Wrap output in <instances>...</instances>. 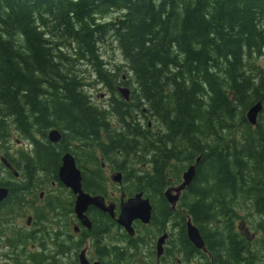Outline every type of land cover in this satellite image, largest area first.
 <instances>
[{
	"label": "trees",
	"instance_id": "trees-1",
	"mask_svg": "<svg viewBox=\"0 0 264 264\" xmlns=\"http://www.w3.org/2000/svg\"><path fill=\"white\" fill-rule=\"evenodd\" d=\"M109 36L135 87L131 98L114 95L107 108L91 101L75 63L87 62L107 81L99 43ZM258 101L252 125L245 114ZM50 128L61 133L56 144L47 139ZM13 132L35 146L27 168L56 178L60 155L70 151L89 192H104L102 164L110 163L128 195L150 199L149 231L135 239L90 207L92 226L83 230L93 239L116 228L131 249L149 239L153 257L165 229L166 253L175 260L263 264L264 0H0V147ZM3 151L13 164L14 155ZM198 157L193 179L171 206L164 190ZM9 184L0 171V186L9 188L0 226L14 233L23 206L18 185ZM187 219L204 250L187 238ZM134 227L138 233L146 226ZM101 249L103 264H135L118 245Z\"/></svg>",
	"mask_w": 264,
	"mask_h": 264
},
{
	"label": "flooded vegetation",
	"instance_id": "flooded-vegetation-1",
	"mask_svg": "<svg viewBox=\"0 0 264 264\" xmlns=\"http://www.w3.org/2000/svg\"><path fill=\"white\" fill-rule=\"evenodd\" d=\"M122 85L124 86H118V91L120 87H127L125 84ZM120 95L122 96L121 92L119 96ZM115 124L117 125V127L119 126L118 121ZM18 136L20 135L18 134ZM23 139L26 140V147L24 148V150L22 148L17 150L16 154L14 155L13 164L9 162L10 165L14 168L15 172L5 166L4 168L0 169V171L3 170L4 173L6 174V176L4 177L10 183L9 185H12L13 183L18 185L19 188L18 196L20 198L21 205L23 206L20 216L25 213V208H27L28 210L33 209L34 213L32 215L27 216L26 224L30 225L34 223L37 224L39 228H38V232L22 231L18 226H16L15 229L16 231L13 233L12 229L14 227L11 226V230L7 232L4 231V229L0 226V248L9 247L6 249L8 250L7 253L0 252V255L5 258V262H3L0 259V264H8L10 261L14 260V257H11V255H17V254L22 255V259H20L19 264H26V263L27 264H81L79 258L80 254H83L89 263L99 262L103 264V261L98 253H100L101 255V251H102L101 247L105 245L108 248L111 245L112 246L118 245L124 249L125 256L129 254L127 257H131L132 255L130 253H132L133 249H131V247L128 246L127 240L120 239L121 245L116 244L117 240H114L115 236L113 232L111 231L106 232L102 235L101 238H95V239H93L90 236V234H85L83 228L84 229L87 228L77 218L74 211L76 194H74L72 190L69 187H67L59 177V167L62 163V156L64 155V153L70 151H65L64 153H62V155H60L61 158H60V163L57 166L56 178H52V176L48 177L46 175V172L41 169L34 171L33 168L26 167L28 166V158L34 156L36 157V153H35L34 144L27 138H23ZM50 143L56 144L52 142ZM28 146H30V148H28ZM22 151H25V153H22ZM106 164L107 163H103L102 168ZM108 166L110 167V164H108ZM115 172L116 170L113 169L110 175V179L112 173L114 174ZM32 173L33 174L37 173V174L34 177ZM122 179H123V175L121 177V181L117 183H121ZM105 184L106 181H104L103 193H91L83 187L82 174H81V186L83 191L89 193L90 195H101L104 198L106 204L113 203L115 205V209H114L115 217H111L107 212H103L94 206H89L87 208V211L89 210L90 207H94L97 210L105 214H108V216L113 220H115L116 222V217L119 213V206L121 201H125L128 197L134 194L128 195L125 191H120L118 195H115L112 192L108 193ZM7 189L9 193V188L7 187ZM62 189H65V191H62ZM54 190H61V191L54 193ZM60 193H62L63 195ZM143 196L146 197L144 194ZM2 202H0V204ZM50 206H57V210L55 212H51L49 209ZM70 207L72 208L71 212H69ZM87 211H86V215L88 216ZM137 221L139 220H134L132 223V226L134 228V234H136L135 233L136 229L134 227V224ZM52 225H54V227ZM144 225H148V224H144ZM91 226H92V222H91ZM120 227L127 233L124 227L122 226ZM164 230L165 229L161 231L160 235L166 231ZM28 234L30 235V237L28 236ZM127 234L131 238L135 239L134 234L133 235H130L129 233ZM168 237H169V233H168ZM23 238H27L28 241H22ZM167 239L165 240L163 245V253L159 258L156 257L155 244H154V251H155L153 255L154 264H197L198 263L197 260H195L194 258L190 260H183V259H179L178 257L175 260L174 258H171L169 255H167L166 251H167V247H169V245L166 243ZM13 241L16 244L15 247L11 246V242ZM28 242L32 246V248H30L29 252L25 254V251L27 250L26 244ZM34 242L37 243L32 244ZM109 242L110 244H108ZM91 248H94L96 250V255L93 256L89 254ZM23 249H24V253L23 252L21 253ZM61 250H63V252H61ZM175 257H177V255ZM111 259L112 256H108L104 260L105 261L110 260L111 262ZM150 261L151 259H149L148 263H150Z\"/></svg>",
	"mask_w": 264,
	"mask_h": 264
},
{
	"label": "water",
	"instance_id": "water-1",
	"mask_svg": "<svg viewBox=\"0 0 264 264\" xmlns=\"http://www.w3.org/2000/svg\"><path fill=\"white\" fill-rule=\"evenodd\" d=\"M124 99L128 100V88L120 87ZM262 109V101H258L248 108L246 111V118L252 125L256 124L257 116ZM48 140L52 143H56L60 140V131L56 128H52L47 133ZM199 157L195 160V163L188 165L181 173V181L176 186L168 187L164 190V196L166 200L175 206L179 199L183 189L189 185L193 179L196 171V165L199 161ZM0 161L5 167L14 171V168L10 165L5 157H0ZM15 172V171H14ZM59 177L61 181L69 187L74 194H76L74 211L77 218L87 228H91V222L86 215L87 208L94 206L97 209L107 212L111 217H115L113 203L106 204L104 198L101 195H90L83 191L81 186V172L77 167L75 158L70 152L64 153L62 156V163L59 167ZM121 173L115 172L112 174L111 179L114 182L121 181ZM8 195V189L5 186H0V202H2ZM152 206L148 197H144L142 192H137L134 195L128 197L125 201H121L119 206V213L116 217V222L124 227V229L130 235L134 234V228L132 223L134 220H139L143 224H148L151 219ZM186 235L189 241L199 250H204V241L198 230V228L191 222L190 219L186 221ZM168 237V233L164 232L157 237L155 242L156 257L159 258L163 253V245ZM81 264H101L99 262L89 263L83 254L79 255Z\"/></svg>",
	"mask_w": 264,
	"mask_h": 264
},
{
	"label": "rangeland",
	"instance_id": "rangeland-1",
	"mask_svg": "<svg viewBox=\"0 0 264 264\" xmlns=\"http://www.w3.org/2000/svg\"><path fill=\"white\" fill-rule=\"evenodd\" d=\"M116 13L112 12L107 17H114ZM99 50L102 55L103 60L106 62L105 68L110 72V76H108L107 81L100 80L97 77V74L94 72V69L91 65L87 64V62L84 61H77L75 63V69L77 71L78 76L83 80V82L86 84L84 85V91L90 96L91 101L97 105V106H107L109 108V103L111 102V99L113 96H119L120 92L118 91V86H124L122 85V80H128L130 82L129 85H126L129 89L128 96L129 98L132 97V89L135 87L134 80L132 78V74L127 70L125 66V61L123 60L120 50L117 47L116 41L112 39V37H107V39L99 43ZM141 121L143 119L140 118ZM110 120L116 123V117L114 115H110ZM149 121V126L152 127L153 122L151 119ZM26 147V140L18 136L16 132H13L11 134V137L8 139L7 142H5V146L0 147V156H4V151L7 150L10 155H15L17 150ZM30 148V146H28ZM116 162H120V158H116ZM1 163V162H0ZM107 163L103 167L102 174L106 178V189L108 193H114L115 195H118L120 191H125L124 188L126 184L124 182L117 183L110 179L111 172L113 171L112 165L110 164V167ZM137 164H134L132 166H135ZM143 167H146V163ZM3 168V167H2ZM0 168V169H2ZM186 168V167H185ZM184 168V169H185ZM1 173L3 176H6L3 170H1ZM113 174V173H112ZM55 188V187H54ZM57 189V188H56ZM61 190H54V193L60 192ZM62 191H65V189H62ZM126 192V191H125ZM62 194V193H60ZM38 195V194H37ZM63 195V194H62ZM34 213L33 209L28 210L25 208V213L15 219L16 226H18L22 231H36L38 232L39 226L37 224H26V218L29 215H32ZM254 218V216H252ZM240 222V221H239ZM54 227V225H52ZM146 227L140 228V231L137 233L135 230L134 238L137 237V235L141 234H147L149 231V227L145 225ZM243 228H246L248 230V235L250 236V240H253L256 236L255 231L252 229L251 226L247 225L246 223L243 225ZM114 233L115 239L121 238L120 232L116 230V228H113L111 231ZM8 235V234H7ZM156 240V239H155ZM119 242V240H118ZM37 242H34L32 244H35ZM155 244V242H154ZM151 242L149 239L144 238L143 241H140L138 243L137 248H134L132 253H130L132 256L130 259L133 260V263L137 264H147L149 262L150 258L152 257V247ZM9 247H1L0 252L1 253H7L8 250H6ZM27 250L25 251V254L29 252V249L32 248V246L29 244V242L26 244ZM137 251V252H136ZM24 253V249L21 251V253ZM90 255H96V250L94 248H91L89 251ZM129 255V254H128ZM127 255V256H128ZM89 256V255H88ZM11 257H14L13 261H10L8 264H19L20 259H22V255H11ZM0 259L5 262V258L0 255ZM197 260V264H199V258H195ZM26 263V262H23ZM27 264V263H26ZM122 264H132L129 261H123ZM260 264V263H255ZM264 264V263H263Z\"/></svg>",
	"mask_w": 264,
	"mask_h": 264
}]
</instances>
